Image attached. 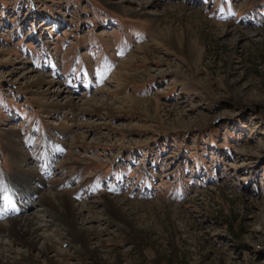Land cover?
<instances>
[{"label":"rangeland","instance_id":"374dc122","mask_svg":"<svg viewBox=\"0 0 264 264\" xmlns=\"http://www.w3.org/2000/svg\"><path fill=\"white\" fill-rule=\"evenodd\" d=\"M18 176L94 211L33 264H264V0H0Z\"/></svg>","mask_w":264,"mask_h":264},{"label":"bare ground","instance_id":"6f19581e","mask_svg":"<svg viewBox=\"0 0 264 264\" xmlns=\"http://www.w3.org/2000/svg\"><path fill=\"white\" fill-rule=\"evenodd\" d=\"M146 3L148 2H141V9L146 8ZM174 37V33L171 32L172 40H174ZM180 45L183 46L181 43ZM194 46L195 44H193L192 47ZM111 76L116 77L117 75L113 72ZM9 142H11V140H9ZM20 151V154L14 157L13 162L17 171L19 170V174H21L20 176L25 177L31 169H25L28 162L25 160V156L21 157L24 155V151ZM48 156H50L51 159V152L49 148L46 153V161ZM46 166L50 167L47 168L46 173L53 175L54 173L51 171V162H49ZM40 174L44 179H46L44 173L40 171ZM20 176L14 178L11 183L9 179V186L5 187L4 184H0L2 186V193L0 196V217L8 215L10 217V220L6 223H0V244H4L3 248L0 247V264H33L32 258L35 254H47L49 251H53L55 249L50 240H55L56 242L61 243L63 234L60 230L62 229H65L71 234V236H73L72 240L75 243H79V241L82 240L85 246H87V239L82 236L81 229L86 222L93 217L94 211L92 210V206L87 205L86 203L83 204L84 206L75 205L72 199L67 198L61 193L53 194L49 191L40 192L41 188H43L42 182H38V185H36L37 187H33L32 185L22 183ZM44 181L45 180H43V182ZM10 185L11 190L7 193L11 194L7 197H3V195H6L4 193H6V190L10 187ZM29 194L31 195L30 197L36 196L38 199L36 204L39 203L42 208L22 215L20 219L15 218V216H18L17 214L19 212L23 211L22 206L20 207V205L24 206L23 209L27 208L23 212H26L28 208L34 206L35 203L28 205ZM16 198L19 199L15 200ZM9 200L17 202L16 204H11ZM112 200L113 198H108V201L111 204H113ZM2 206L3 208H1ZM11 209L15 210L11 211ZM86 209L89 213L85 212ZM5 212L7 213L5 214ZM46 228L50 229L49 233L46 232ZM51 231L53 232L51 233ZM15 242L23 245L24 249L19 250L16 248L14 246ZM18 250L21 253V258L13 256V253L18 252Z\"/></svg>","mask_w":264,"mask_h":264}]
</instances>
